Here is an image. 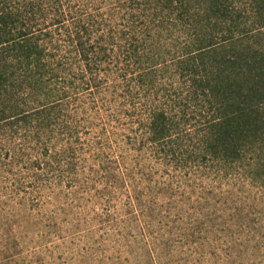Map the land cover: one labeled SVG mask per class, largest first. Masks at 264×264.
I'll use <instances>...</instances> for the list:
<instances>
[{
    "label": "trees",
    "instance_id": "trees-1",
    "mask_svg": "<svg viewBox=\"0 0 264 264\" xmlns=\"http://www.w3.org/2000/svg\"><path fill=\"white\" fill-rule=\"evenodd\" d=\"M0 184L77 205L88 264L227 259L262 223L264 0H0Z\"/></svg>",
    "mask_w": 264,
    "mask_h": 264
},
{
    "label": "rangeland",
    "instance_id": "rangeland-1",
    "mask_svg": "<svg viewBox=\"0 0 264 264\" xmlns=\"http://www.w3.org/2000/svg\"><path fill=\"white\" fill-rule=\"evenodd\" d=\"M11 188L14 187L9 185L4 187L0 184V264H88L81 243L64 246L62 241V236L72 225L71 215L80 210L77 209V205L75 209H70L72 213L67 214L64 223L62 211L54 210L53 206L52 209L47 204L37 205L34 199L24 198L28 197V194L20 187L18 188L20 194L12 196L9 191ZM248 206L257 211L256 220L259 218L262 223L260 225L255 223V228L252 230L246 228L243 233L235 228L227 229L230 239L235 233L234 247L230 251L227 250L225 243L220 247L227 250L229 257L224 259V253L220 252L206 264H264V204L254 202L249 203ZM239 222L241 221H236V224ZM251 226L253 227L252 223ZM126 227L123 224L114 232H130ZM95 233H101L97 225L93 236L97 244L99 236ZM108 245L105 262L116 264L113 260L118 256L116 259L118 262L128 264L125 262L127 260L125 255L115 253L113 243ZM102 246L104 245L99 246L98 249Z\"/></svg>",
    "mask_w": 264,
    "mask_h": 264
}]
</instances>
